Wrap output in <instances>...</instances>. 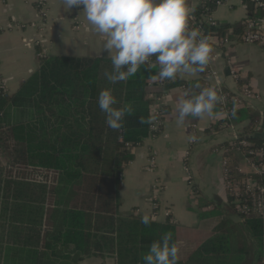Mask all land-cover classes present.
<instances>
[{
	"label": "trees",
	"instance_id": "trees-1",
	"mask_svg": "<svg viewBox=\"0 0 264 264\" xmlns=\"http://www.w3.org/2000/svg\"><path fill=\"white\" fill-rule=\"evenodd\" d=\"M251 11L255 13L252 5ZM201 12L199 6L192 14L199 18ZM203 32L239 36L242 26H204ZM111 70V57L40 55L35 72L13 95L0 94V229L39 233L45 204L53 203L61 216L58 233L79 255L144 264L151 243L165 233L171 232L176 242L175 224L167 218L145 226L142 217H119L121 175L133 158L130 148L150 135L155 98L176 86L192 94L200 91L197 83L205 86L201 80L176 77L159 87L154 79L159 65L146 64L128 80L110 84L104 73ZM105 88L118 100L114 107L133 109L121 130L109 128L99 108L98 96ZM229 173L241 177L232 167ZM241 224L256 248L236 238L239 229L227 228L232 238L217 228L186 264H264V219L250 216Z\"/></svg>",
	"mask_w": 264,
	"mask_h": 264
},
{
	"label": "crops",
	"instance_id": "crops-1",
	"mask_svg": "<svg viewBox=\"0 0 264 264\" xmlns=\"http://www.w3.org/2000/svg\"><path fill=\"white\" fill-rule=\"evenodd\" d=\"M211 1L187 0V3L192 14L197 7ZM47 5L48 17L40 26L34 0H0V76L5 82L7 97L35 72L40 55L110 57L103 51L106 37L92 30L82 8L79 11L82 25L76 29L74 8L66 11L62 0H48ZM250 9L249 2L234 0L218 6L214 18L218 25L235 30L252 16L264 30V9L255 13ZM32 23L37 26H31ZM226 34L231 43L222 49L213 42L220 35L211 36L214 37L209 41L213 49L211 57L217 56L210 59L203 72L196 76L180 73L177 78L203 82L207 68L213 67L217 76L212 83L238 92L240 84L229 75L227 68L228 56L242 71V82L253 87L259 97L236 111L232 126L219 127V123L213 124L212 117L207 115L201 118L189 116L178 125L176 105L183 91L181 86L171 88L164 94L165 118L161 133L148 136L130 149L133 158L121 175L119 217L149 215L151 194L155 184L159 185L157 199L162 210L169 211L168 219L175 224L180 264H186L217 228V233L232 238L227 228L239 229L236 238L245 241L248 247L256 248V243L244 230L242 220L233 211L224 188L222 161L228 158L229 167L240 175L253 172L240 148L227 149L234 135L255 142L264 141V46L243 43L237 34ZM198 93L193 92V95ZM191 136L197 140L190 142ZM151 152L156 164L148 170ZM45 207L47 213L39 233L27 232L25 228L9 231L7 226L0 229V264H119L117 258L107 255H79L74 246L64 242L58 233L62 227L60 213L55 212L56 205L46 203ZM165 219L160 212L158 221Z\"/></svg>",
	"mask_w": 264,
	"mask_h": 264
},
{
	"label": "clouds",
	"instance_id": "clouds-1",
	"mask_svg": "<svg viewBox=\"0 0 264 264\" xmlns=\"http://www.w3.org/2000/svg\"><path fill=\"white\" fill-rule=\"evenodd\" d=\"M66 11L80 9L88 24L97 34L106 37L103 51L111 57L112 70L104 76L110 84L126 81L134 76L150 57H155L153 66L159 65L160 80H175L184 73L196 76L203 72L213 51L207 37L199 29H190L188 20L192 9L187 0H62ZM200 88L198 94L185 90L176 109L178 125L189 116L213 117L217 105L223 101L215 86ZM117 98L110 88L101 90L98 105L106 114V123L113 130L124 127L126 115H131V106L117 108ZM141 123H145L141 118ZM190 142L197 137L191 136ZM145 226L151 219H141ZM179 246L172 233H165L149 246L142 260L144 264H178Z\"/></svg>",
	"mask_w": 264,
	"mask_h": 264
},
{
	"label": "built area",
	"instance_id": "built-area-1",
	"mask_svg": "<svg viewBox=\"0 0 264 264\" xmlns=\"http://www.w3.org/2000/svg\"><path fill=\"white\" fill-rule=\"evenodd\" d=\"M234 0H212L209 4L202 5V12L199 18H196L193 14H190L188 24L190 29H199L204 37H207L208 41L212 40L211 34L205 36L203 27L216 28L218 26L217 21L214 18L215 9L224 4H229ZM252 5L254 11L264 9V0H245ZM36 9L39 16L40 26H43L48 17V0H34ZM80 9L74 8V27L78 29L82 25V21L79 19ZM36 23H32L31 26H37ZM242 33L238 36L239 40L247 44H256L264 46V30L260 29L256 19L249 17L243 23ZM217 37V36H216ZM211 42V41H210ZM209 42V43H210ZM218 49H222L231 43L230 37L225 34L213 39ZM213 55L212 57H216ZM211 57V59H212ZM153 57H150L146 63L148 66H153ZM226 64L229 71V75L240 84L238 92L229 91L223 85L218 83H212V79L217 76V71L213 67H208L204 74L203 82L206 87L215 86L219 94L223 97V101L217 105V113L212 117V123H219V127L232 126V120L236 111L240 108L248 106L249 101L258 98L259 95L256 90L253 89L248 83L242 82L244 75L242 71H239L235 66L231 57L226 56ZM207 67V66H206ZM159 72V71H158ZM165 80L158 79L157 85L162 87ZM150 84L153 82L150 81ZM182 91H185V87L181 86ZM6 85L3 78L0 76V94L5 95ZM165 94V93H164ZM164 94L155 98L154 104L151 108L150 124L149 129L151 131L150 137H155L161 133L162 126L164 123ZM222 121H221V120ZM214 129V128H213ZM132 148V147H131ZM130 148V149H131ZM240 148L245 155L248 164L252 168L253 172L251 175H241L239 178L231 177L229 173L228 158H224L223 164V177H224V188L229 197L235 214L243 221L245 218L254 216L264 219V180L262 176L264 174V141L259 145L254 146L247 139L241 138L238 135L233 136V140L229 143L227 150L232 151ZM156 164L155 155L153 152L149 155L148 170H152ZM160 187L156 183L154 186V192L150 198V212L149 217L151 220L157 221L159 219L160 212L165 218L170 217V213L167 209L162 210L160 207L157 195L159 194Z\"/></svg>",
	"mask_w": 264,
	"mask_h": 264
}]
</instances>
